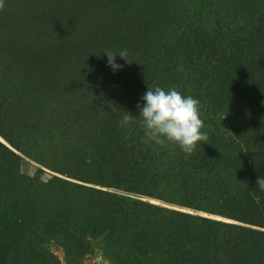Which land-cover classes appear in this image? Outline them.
<instances>
[{
	"label": "rangeland",
	"instance_id": "1",
	"mask_svg": "<svg viewBox=\"0 0 264 264\" xmlns=\"http://www.w3.org/2000/svg\"><path fill=\"white\" fill-rule=\"evenodd\" d=\"M246 7L261 10L264 0H4L0 10V142L19 158L13 165L8 163L12 166L7 173L0 167V264H145L143 252L129 245L126 237L122 240L121 226L107 230L102 221L92 227V215L103 218L99 210L91 213L85 207L91 198L85 189L77 190L71 184L127 193L115 187V176L100 170L102 165L97 162L114 150L111 146L116 149L123 132L136 129L138 138L139 133L144 137L141 122L133 121L120 135L110 136L104 123L95 128L84 118L80 128L72 116L90 98H101L109 106V114L126 109L139 119L137 104L144 103L141 97L148 88L142 81L148 74L137 56H132L129 32L139 23L150 22L156 31L169 35L185 14L200 16L203 27H210L219 10L240 12ZM242 19L236 13V20ZM123 50L128 52L129 63L117 55L116 63L123 67L113 70L103 52ZM127 64L136 70L134 75L125 72ZM92 71L99 90L84 94ZM117 75L126 77L127 91L110 89V81ZM88 134L94 139L83 141L82 135ZM127 138V134L126 140L121 138L123 146L130 143ZM173 155L180 154L174 151ZM213 163L228 188L246 190L243 177L226 168L223 156H215ZM194 166L212 170L208 164ZM89 171L91 183L83 181ZM167 177L176 188L181 181L180 187L198 200L213 193L207 186L211 178L216 179L214 173L204 181L199 175L195 179ZM130 195L165 208L260 228L229 216L231 211L224 205L218 207L224 214H217L178 204L169 197ZM214 195L217 199L210 197L217 201L218 195ZM62 210L69 214L65 220L60 219ZM56 224L60 230L54 229Z\"/></svg>",
	"mask_w": 264,
	"mask_h": 264
},
{
	"label": "trees",
	"instance_id": "2",
	"mask_svg": "<svg viewBox=\"0 0 264 264\" xmlns=\"http://www.w3.org/2000/svg\"><path fill=\"white\" fill-rule=\"evenodd\" d=\"M236 13L242 15L241 21L236 20ZM218 14L210 27H203L200 16L185 14L176 20L177 26L169 35L156 31L150 22L139 23L129 30L132 56H137L148 74L142 86L174 87L186 96L197 97L208 144L198 143L188 155L178 146L168 149L138 141L136 129L121 134L123 127L118 121L126 109L109 114L111 110L101 98L95 101L90 98L87 106L72 116L80 128L84 125L81 119L86 118L95 128L104 123L110 136L121 134L126 140L124 137L128 135L127 146H123L120 138L116 149L111 146L114 150L101 155L97 162L102 165L100 170L115 176V187L127 193L71 184L77 190L85 189L91 197L85 207L91 213L99 210L97 213L103 218L92 215V227L102 221L107 230L121 226L122 240L126 237L129 245L143 252L145 264H264V192L256 183L258 178H264V8L219 10ZM125 72L134 75L136 70L127 64ZM90 76V82L83 87L84 94L99 90L95 89V71ZM110 85V89L127 91L126 77L121 75L111 80ZM91 137L82 135V140H93ZM174 151L180 155H173ZM215 156H223L226 168L243 177L246 190L226 186V180L214 170ZM0 157V167L6 173L19 158L1 142ZM8 163L12 165L7 166ZM197 164H208L212 170L204 166L196 168ZM213 173L216 179L211 178L209 188L206 187L213 193L199 197L200 200L187 193L185 187L181 188V181L176 188L177 184L167 177L173 174L195 179L199 175L204 181V177ZM90 180L89 171L83 181L91 183ZM132 193L169 197L178 204L217 214H224L218 210L224 205L231 211L229 216L254 222L260 228L165 208L131 196ZM214 194L218 195L217 201L211 198L217 199ZM61 212L60 219L65 220L69 214ZM54 229L61 228L56 224Z\"/></svg>",
	"mask_w": 264,
	"mask_h": 264
},
{
	"label": "clouds",
	"instance_id": "3",
	"mask_svg": "<svg viewBox=\"0 0 264 264\" xmlns=\"http://www.w3.org/2000/svg\"><path fill=\"white\" fill-rule=\"evenodd\" d=\"M4 9V0H0V10ZM108 57V65L113 70L123 66L116 63L119 55L128 61L127 50L114 54L111 51L103 52ZM144 103L137 104L139 119L125 111L118 121L119 126L126 127L133 121L139 120L144 133L142 142H154L164 146L172 144L178 146L184 153L191 155L197 144H208V135L203 131L204 121L201 118L200 101L191 95H184L176 88L164 89L159 86L149 88L141 97ZM257 185L264 191V178L257 179Z\"/></svg>",
	"mask_w": 264,
	"mask_h": 264
}]
</instances>
